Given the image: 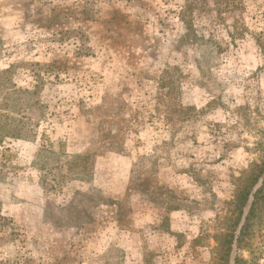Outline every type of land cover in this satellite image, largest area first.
<instances>
[{
	"label": "rangeland",
	"instance_id": "1",
	"mask_svg": "<svg viewBox=\"0 0 264 264\" xmlns=\"http://www.w3.org/2000/svg\"><path fill=\"white\" fill-rule=\"evenodd\" d=\"M217 1L0 0V264H216L264 137V0Z\"/></svg>",
	"mask_w": 264,
	"mask_h": 264
},
{
	"label": "trees",
	"instance_id": "2",
	"mask_svg": "<svg viewBox=\"0 0 264 264\" xmlns=\"http://www.w3.org/2000/svg\"><path fill=\"white\" fill-rule=\"evenodd\" d=\"M231 0H218L219 10H229L231 8ZM191 10L192 4L187 3L182 7L179 17L188 28L187 35L191 31ZM241 34V33H239ZM258 44L264 53V40L258 38ZM4 126L0 129L4 130L3 136H12L16 138L27 137L24 131V125L15 121L5 119ZM8 128V129H7ZM2 137V135H1ZM258 147L261 151V158L254 162L250 168L241 176L235 190L233 199L228 202V211L225 215V230L217 236V260L216 264H245L243 257H232L234 246L240 247L249 234L251 225L260 219L264 209V137L259 141ZM79 155L76 156L78 159ZM85 157V156H82ZM75 161H70V167H74ZM85 165H82L80 172H83ZM247 210V212H246ZM233 259V262H232Z\"/></svg>",
	"mask_w": 264,
	"mask_h": 264
}]
</instances>
